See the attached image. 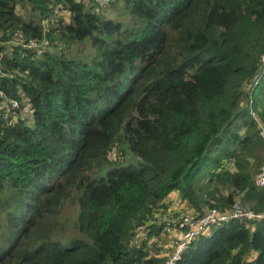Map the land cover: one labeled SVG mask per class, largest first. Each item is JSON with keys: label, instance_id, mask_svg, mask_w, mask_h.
Masks as SVG:
<instances>
[{"label": "trees", "instance_id": "trees-1", "mask_svg": "<svg viewBox=\"0 0 264 264\" xmlns=\"http://www.w3.org/2000/svg\"><path fill=\"white\" fill-rule=\"evenodd\" d=\"M263 133L264 0H0V264H264Z\"/></svg>", "mask_w": 264, "mask_h": 264}, {"label": "built area", "instance_id": "built-area-1", "mask_svg": "<svg viewBox=\"0 0 264 264\" xmlns=\"http://www.w3.org/2000/svg\"><path fill=\"white\" fill-rule=\"evenodd\" d=\"M18 108V103L13 100L8 101V105L5 109L4 117L9 122H14L17 118L15 110ZM254 182L259 187H264V165L260 168V171L256 174ZM261 214L255 215L250 211L245 210L237 202L234 204L233 209L229 212H219L216 209H210L204 215L198 218H190L188 216L180 217L176 223L173 224L177 229L178 240L176 241L175 253L165 262V264H174L179 259L180 253L196 236L204 232L209 226L226 221L232 218H245L250 219L253 217H261ZM165 226L172 228L170 222L160 220Z\"/></svg>", "mask_w": 264, "mask_h": 264}, {"label": "rangeland", "instance_id": "rangeland-1", "mask_svg": "<svg viewBox=\"0 0 264 264\" xmlns=\"http://www.w3.org/2000/svg\"><path fill=\"white\" fill-rule=\"evenodd\" d=\"M26 109H27V107L25 109H23V111H22L23 112V116L25 114H27L26 113ZM255 176H256V173L254 175V178H255ZM174 195L176 196V193L175 192L171 196H174ZM237 203L238 204H241V206L243 207V205L241 203V200L239 198L237 199ZM188 214L191 215L190 212H188ZM188 217H190V216H188ZM190 218H192V217H190ZM164 227H165V230H163V235H161V238L160 239H157L156 237H154L151 240H153V241L158 240L159 243L156 244V248H159L160 254H164L166 256V259L168 260L171 257V255L173 253H175L176 241L178 240V234H176V233L178 231L175 228V226H173V225H172V228H170L168 226H164ZM141 236L139 237L138 240H141L142 239ZM175 236L177 237L176 241H175ZM59 238H60V236L57 239H59ZM150 245L153 246V244L151 242H150ZM160 246H161V248H160Z\"/></svg>", "mask_w": 264, "mask_h": 264}, {"label": "crops", "instance_id": "crops-1", "mask_svg": "<svg viewBox=\"0 0 264 264\" xmlns=\"http://www.w3.org/2000/svg\"><path fill=\"white\" fill-rule=\"evenodd\" d=\"M176 234H178V233H176Z\"/></svg>", "mask_w": 264, "mask_h": 264}]
</instances>
